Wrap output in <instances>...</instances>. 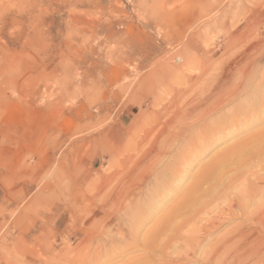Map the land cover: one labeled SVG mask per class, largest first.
Returning <instances> with one entry per match:
<instances>
[{
	"label": "rangeland",
	"instance_id": "374dc122",
	"mask_svg": "<svg viewBox=\"0 0 264 264\" xmlns=\"http://www.w3.org/2000/svg\"><path fill=\"white\" fill-rule=\"evenodd\" d=\"M263 104L264 0H0V264H159L116 203L166 214Z\"/></svg>",
	"mask_w": 264,
	"mask_h": 264
},
{
	"label": "bare ground",
	"instance_id": "6f19581e",
	"mask_svg": "<svg viewBox=\"0 0 264 264\" xmlns=\"http://www.w3.org/2000/svg\"><path fill=\"white\" fill-rule=\"evenodd\" d=\"M248 106L244 111L242 109L241 127L237 125L228 133L236 131L237 127L248 129L259 124L263 130L218 151L166 214L158 215L163 209L162 199L152 195L148 202V215L143 218L139 215L143 207L134 200L123 201L124 194L122 201L115 206L130 215L124 220L134 230L129 231L132 241L116 253L135 248V251L150 254L151 260L147 263L159 264H242L250 257H254L257 264H264V104L257 108ZM202 113L207 111L202 110ZM237 113L235 115L238 116ZM237 136L193 135L185 141L186 150L180 155V160L191 167L206 150L226 138ZM134 204L138 208L136 212L132 211ZM238 218L242 221L235 224L232 230L217 239L209 249L203 247V243L209 241L215 232ZM115 221L117 225L121 224L120 217L117 216ZM147 221L153 226L148 230L147 238L140 243L137 234ZM125 225L124 228L118 226L117 230H124L126 234ZM123 233L121 237L124 240ZM155 252L157 256H152ZM143 263V260H138L127 264Z\"/></svg>",
	"mask_w": 264,
	"mask_h": 264
}]
</instances>
